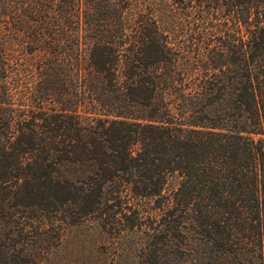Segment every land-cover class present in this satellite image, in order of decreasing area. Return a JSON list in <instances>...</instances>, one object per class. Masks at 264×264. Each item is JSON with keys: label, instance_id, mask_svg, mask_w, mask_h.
Instances as JSON below:
<instances>
[{"label": "trees", "instance_id": "16d2710c", "mask_svg": "<svg viewBox=\"0 0 264 264\" xmlns=\"http://www.w3.org/2000/svg\"><path fill=\"white\" fill-rule=\"evenodd\" d=\"M217 1L191 54L171 0H0V264L108 203L139 264H264V0Z\"/></svg>", "mask_w": 264, "mask_h": 264}, {"label": "rangeland", "instance_id": "374dc122", "mask_svg": "<svg viewBox=\"0 0 264 264\" xmlns=\"http://www.w3.org/2000/svg\"><path fill=\"white\" fill-rule=\"evenodd\" d=\"M171 1L176 5L174 0ZM224 2L220 0L216 3L220 7L217 18L227 19L229 16ZM196 3L197 0H194V5ZM176 7L179 8L187 25L182 29V36L177 42L193 54L191 46H194L193 42L196 41L193 37H196L195 33L201 29L198 26L199 8L195 6L186 8L182 3H178ZM209 15V12L205 13V16ZM131 205L132 203L123 204V209L116 213L118 207L108 203L103 209L108 210V213H104L102 217L100 215L90 217L77 224H66L58 218L54 219L52 228L33 238L38 244L52 243L48 254L45 253L43 257L42 264H139L136 256V250L139 248L137 245L144 244L146 249L144 253L147 254L154 235L165 233L166 230L160 218L155 221L152 216L147 215L144 216L143 221H140L142 222L140 227H130L134 218V214L128 208ZM152 205L153 203L147 206ZM35 224L41 225L37 221ZM102 225L106 227L103 228ZM174 240L176 241L177 238ZM169 249L170 247L167 246V250Z\"/></svg>", "mask_w": 264, "mask_h": 264}]
</instances>
